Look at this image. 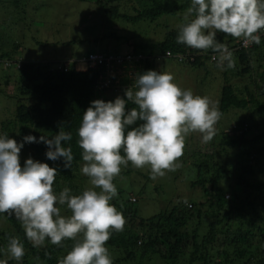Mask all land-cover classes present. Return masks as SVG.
I'll list each match as a JSON object with an SVG mask.
<instances>
[{
    "label": "trees",
    "instance_id": "1",
    "mask_svg": "<svg viewBox=\"0 0 264 264\" xmlns=\"http://www.w3.org/2000/svg\"><path fill=\"white\" fill-rule=\"evenodd\" d=\"M91 1L103 13L107 24L114 20L132 24L155 22L163 16L185 15L190 6V0H136L139 4L131 6L121 5L122 0ZM23 3L24 0H0L4 9L15 4L16 9L20 10ZM177 35L178 29L166 35L161 42H135L132 45V51L129 52L145 53L152 59H147L144 70L139 74L153 70L155 62L160 58H172L178 63L191 66H204L211 60V50L205 52L177 43ZM115 39L119 42L120 37L115 35ZM236 39L222 32L217 33L218 42L228 47H239L242 40ZM120 50L118 44L112 47L108 44L105 51H90L87 56L94 52L105 55L127 54ZM232 53L235 62L246 64V67L238 73L234 70H231L234 73H228L225 70V77L243 76L254 71L256 78H253L252 83L256 89L250 91L246 87L248 97L241 98L233 84L226 83L220 101L221 115L233 108H246L249 103L256 104V111H262L264 115V101L257 98L256 93L260 88L264 90V37H261L259 45L251 44L232 50ZM254 55L259 56L256 69L252 68L251 56ZM1 57L11 58L9 52H4ZM192 57L195 60L190 62ZM7 63L10 66L14 64L9 61ZM105 70V66L79 70L76 61L68 71L53 69L40 62H20L19 81L22 91L26 92L25 95H30L32 102L17 106L15 118L6 121L7 124L3 123L2 133H8L10 138L19 143L29 134L37 139L41 136L50 139L62 128L72 133L71 141L62 142L65 147L72 148V165L83 162L82 149L77 145V129L91 101H114L116 92L130 87L133 91L136 90L135 80L129 77L121 81H116L113 77L111 84L105 86L101 80L106 75ZM111 90L112 93H108ZM108 94L114 95L113 98H107ZM123 95L125 96L124 93ZM132 107L135 105L130 102L126 104V110ZM248 127L247 123L240 125L241 134L237 139H241L244 145L235 151L231 171V179L235 184L230 183L228 189L221 185L222 164H208L205 161L198 166V179L193 183L194 186L200 184L203 188L204 200H182L170 211H161L149 218L141 217L136 208L126 206L131 203L130 200L113 204L125 218L123 231H113L106 242L113 264H142L153 259L163 260L161 262L166 264H264V132L248 139L244 137L250 129ZM24 148L28 152L25 157L20 158L21 166L28 156H34L36 161L56 164L58 172L53 185L54 191L59 193L64 187H68L76 193L74 195L81 194L75 189L74 174L71 171L66 173L68 168L64 167L63 158L52 161L46 157V144L25 143ZM206 157H209L207 152ZM208 172L213 173L211 178L206 176ZM61 173H65V176ZM6 218L11 226L0 230V245L7 247L10 237H18L29 250L25 255L31 256V260H22L20 264H59L75 243L66 239L62 241V245L48 244L42 249L33 247L15 216L7 215Z\"/></svg>",
    "mask_w": 264,
    "mask_h": 264
},
{
    "label": "clouds",
    "instance_id": "2",
    "mask_svg": "<svg viewBox=\"0 0 264 264\" xmlns=\"http://www.w3.org/2000/svg\"><path fill=\"white\" fill-rule=\"evenodd\" d=\"M218 32L241 39L244 47L259 45L264 33V0H190L176 42L211 50L221 70L235 68L233 53L218 42ZM134 55L142 56L137 66L140 73L147 59H152L141 52ZM75 61L79 70H84L80 59ZM134 86L135 91L132 87L125 90L127 99H96L83 113L77 145L84 162L80 171L91 187L79 195L68 187L54 191L57 169L48 163L28 158L21 166L19 158L25 143L43 142L49 160L63 158L64 167L71 168L72 148L62 143L72 140L71 132L61 128L50 139L29 134L19 143L8 133L0 134V214L14 215L33 247L46 240L53 245H62L66 239L75 241L59 264H113L106 242L113 231H123L125 225L122 213L111 203L118 195L114 179L122 166L129 162L136 168L147 166L155 180L176 170L190 133L199 132L203 143L215 136L221 117L218 107L207 97L182 89L171 73L148 70L136 77ZM129 102L135 107L126 110ZM63 206L70 216L61 214ZM7 253L10 259L22 261L25 249L18 237L8 239ZM0 264H8V260L0 259Z\"/></svg>",
    "mask_w": 264,
    "mask_h": 264
},
{
    "label": "rangeland",
    "instance_id": "3",
    "mask_svg": "<svg viewBox=\"0 0 264 264\" xmlns=\"http://www.w3.org/2000/svg\"><path fill=\"white\" fill-rule=\"evenodd\" d=\"M120 4L131 6L139 3L136 0H122ZM102 17L103 13L91 0H24L20 10L16 9L15 4L8 9L0 5V134H3V123L7 124L6 121H12L15 118L17 106L32 102L30 95H25L26 92L22 91L17 63L40 62L44 66L56 69L60 63L71 64L80 59L79 66L83 68L82 60L90 51H105L108 44L110 47L118 44L121 52L128 53L132 51V45L135 42H161L166 35L179 28L183 23L184 14L163 16L155 22L147 21L138 24L116 20L108 21L110 23L107 24V20ZM115 35L120 37L119 42L116 41ZM4 52H9L11 58L1 57ZM258 58V55L251 56L254 69L258 67ZM7 61L14 64L7 66ZM244 67L246 64L236 61L235 68L226 70L228 73L232 72L231 70L238 73ZM153 70L171 73L174 76V82L182 89H191L195 95L207 97L211 105L218 109L223 86L226 83L231 82L241 98L248 97L246 87H249L250 91L256 89L252 83L253 78H256L254 71L243 76L229 75L226 78L225 70H221L211 60L204 66H191L178 63L172 58H160L155 62ZM115 71H117L114 75L116 81L126 77L135 80L139 75L137 69L122 68L113 72ZM111 78L113 76L106 75L101 80L106 86V81L111 82ZM108 93H112V90ZM123 93L125 94V91H119L115 95L126 99ZM256 93L257 98L264 101V90L260 88ZM113 96L108 94L107 98H113ZM256 107V104L249 103L246 108H233L221 115L215 125V136L208 143L202 142L199 132L190 133L185 138L183 155L177 161L176 170L166 171L163 177L151 179L150 169L147 166L136 168L131 162L127 167L122 166L120 175L114 179L118 195L111 203L118 205L130 200L131 203L126 206L136 208L141 217L149 218L161 211H170L182 200H204L203 188L200 184L194 186L193 183L198 179V166L205 161L208 164L212 162L222 164L221 185L228 189L230 183L235 184L231 179L235 151L244 145L241 139H237V136L241 134L240 125L242 123L249 125L250 129L244 136L248 139L255 138L264 132V115L262 111H256ZM27 152L23 147L19 158L25 157ZM206 152L209 157H206ZM28 158L30 156L26 159ZM31 158L36 160L34 156ZM83 163L72 165L66 172L71 171L74 174L75 189L80 193L85 188L91 187L89 178L80 171ZM48 165L56 168L58 172L56 164ZM61 174L65 176V173ZM212 175L213 173H206L207 177L211 178ZM96 190L99 191V189ZM135 199L137 201L133 202ZM123 210L122 207L121 211ZM61 214L70 216L71 212L67 207H61ZM6 216L7 214H0V230L11 226ZM48 244L51 243L46 240L38 247L42 249ZM24 249L25 253L29 252L26 247ZM0 250H2L0 259H7L8 264L22 262L10 259L7 247L0 245ZM22 260H31V256L24 255ZM161 261L160 259L146 260L142 264H166Z\"/></svg>",
    "mask_w": 264,
    "mask_h": 264
},
{
    "label": "built area",
    "instance_id": "4",
    "mask_svg": "<svg viewBox=\"0 0 264 264\" xmlns=\"http://www.w3.org/2000/svg\"><path fill=\"white\" fill-rule=\"evenodd\" d=\"M261 37H264V33L261 34ZM241 47H244L242 41H241V43H239V47H236L235 45H233L232 47H228V48L232 51L235 49H239ZM168 55H171V52H168ZM214 55H215V53L211 54V61L216 63V61L213 60ZM142 60H143L142 56L134 55L133 53H127L126 55H114V54L105 55V54H102L100 52H94V53L89 54L87 57H85L82 60V62L85 65L84 69H86V67L105 66L106 75L107 76L111 75L114 77V75L117 73V71L113 72L114 70L122 69V68H127L129 70L130 69L136 70L138 64ZM190 60L193 61V60H195V58L192 57ZM7 65H10V63H7ZM57 68L59 70L68 71L70 69V64L69 63H60V64H58ZM109 83H111V82H109V80H107L106 85H110ZM135 201H136V199H135Z\"/></svg>",
    "mask_w": 264,
    "mask_h": 264
}]
</instances>
